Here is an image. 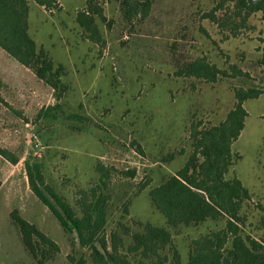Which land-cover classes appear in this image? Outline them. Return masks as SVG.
Masks as SVG:
<instances>
[{"label": "rangeland", "instance_id": "1", "mask_svg": "<svg viewBox=\"0 0 264 264\" xmlns=\"http://www.w3.org/2000/svg\"><path fill=\"white\" fill-rule=\"evenodd\" d=\"M29 1V33L57 65H64L69 88L57 100L50 86L0 47V149L19 157L12 163L0 152V264H40L25 248L13 211L59 244L60 252L44 264H73L69 255L77 259L82 254L92 264L75 234L31 190L26 161L41 162L47 182L79 214L84 192L102 183L98 165L108 168V232L120 225L139 229L135 221L167 226L149 189L185 164L192 152V121L207 127L222 122L234 106V87L264 89L251 63L262 53L257 36L264 26L257 23L258 30L244 39L223 41L215 24L202 17L204 10L190 0H151L144 18L127 17L121 0H99L106 17L96 18L102 46L77 20L85 0L78 9L72 0H56L51 8ZM200 2L211 8L209 0ZM198 57L220 68L238 64L252 76L210 81L177 73ZM245 108V128L233 145L241 154L234 172L253 195L245 204L244 231L257 236L261 215L256 203L264 202V93L246 100ZM224 225L220 219L169 227L183 264L194 238Z\"/></svg>", "mask_w": 264, "mask_h": 264}, {"label": "trees", "instance_id": "2", "mask_svg": "<svg viewBox=\"0 0 264 264\" xmlns=\"http://www.w3.org/2000/svg\"><path fill=\"white\" fill-rule=\"evenodd\" d=\"M51 8L56 0H35ZM86 7L78 12L77 20L85 29L87 37L103 46L96 18L105 21L104 9L99 0H85ZM211 8L205 9L200 0H190L198 5L202 17L216 26L223 41L231 38L244 39L258 30L257 23L264 26V0H209ZM127 17L138 14L149 15L151 0H121ZM203 5V6H202ZM29 0H0V47L12 58L31 69L35 75L50 86L57 100L68 91L64 82L65 67L57 65L44 47H39L29 33ZM260 30V31H259ZM258 30L257 49L261 55L252 60L257 76L264 81V32ZM177 73L186 77L215 81L218 76L251 77L250 70L238 64L220 68L206 57H198L178 67ZM234 106L219 124L202 126L193 122L189 128L192 152L185 164L168 175L160 184L149 189L153 205L165 217L167 226L152 222L135 221L139 229L120 225V229L108 232V211L111 196L105 193L111 171L98 165L101 182L85 191L80 199L81 214L78 213L44 175L42 163L29 159L25 163L31 190L58 219L70 234H75L79 245L89 252L92 264H134L133 255L143 264H183L182 255L175 245L169 227L182 225L200 226L210 220L225 219L221 228L210 230L194 238L190 243L186 264H264V202H257L261 217L257 229L259 235L248 234L244 226L248 221L246 202L252 200V192L235 174L234 166L241 154L233 148L245 128L248 111L245 101L258 98L264 89L257 85L247 88L234 87ZM51 108V107H50ZM12 163L19 157L11 156L0 149ZM172 155V154H171ZM146 185H141V189ZM18 227L25 248L40 263L53 259L60 252L59 244L36 224L22 218L18 211L11 213ZM127 239H129L127 241ZM73 264H87V257L69 255Z\"/></svg>", "mask_w": 264, "mask_h": 264}, {"label": "crops", "instance_id": "3", "mask_svg": "<svg viewBox=\"0 0 264 264\" xmlns=\"http://www.w3.org/2000/svg\"><path fill=\"white\" fill-rule=\"evenodd\" d=\"M63 1V0H62ZM73 1V3L75 4L73 7L75 8V9H78L80 6H79V4H81L83 1L82 0H72ZM60 2H61V0H60ZM77 3H79L78 5H77ZM66 4H68V2L66 3V2H63L62 3V6H64L65 7V5ZM69 6V5H68ZM72 7V6H71ZM72 7V8H73ZM29 27H30V22H29Z\"/></svg>", "mask_w": 264, "mask_h": 264}]
</instances>
